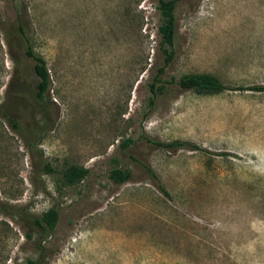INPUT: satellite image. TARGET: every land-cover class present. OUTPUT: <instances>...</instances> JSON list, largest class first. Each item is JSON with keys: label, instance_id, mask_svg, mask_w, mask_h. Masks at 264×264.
Segmentation results:
<instances>
[{"label": "rangeland", "instance_id": "374dc122", "mask_svg": "<svg viewBox=\"0 0 264 264\" xmlns=\"http://www.w3.org/2000/svg\"><path fill=\"white\" fill-rule=\"evenodd\" d=\"M160 0H0V106L47 131L30 151L0 112V202L60 213L54 235L0 215V264H264V92L199 95L177 86L151 104L164 66ZM18 8V11L15 10ZM17 12L48 63L47 113L35 99ZM177 57L165 77L264 86V0H180ZM191 142L169 151L141 136ZM132 139L126 151L121 146ZM131 157L147 163L170 196ZM47 162L54 168L46 173ZM71 166L89 170L75 185ZM132 177L116 184L111 172ZM43 242L46 252L41 249Z\"/></svg>", "mask_w": 264, "mask_h": 264}, {"label": "trees", "instance_id": "16d2710c", "mask_svg": "<svg viewBox=\"0 0 264 264\" xmlns=\"http://www.w3.org/2000/svg\"><path fill=\"white\" fill-rule=\"evenodd\" d=\"M180 0H160L159 11L163 18V23L159 28V32L162 37V52L164 57V66L159 68L156 75L153 77V82L150 85V91L152 94L151 104L154 105L156 99L160 93L166 89H170L173 86H177L182 90L193 91L199 95H217L231 90L240 91H256L264 92V86H248V87H237L232 88L218 80L211 75H186L179 80L174 78L168 79L165 77V71L168 66H170L177 57L176 42L178 35L177 28V3ZM18 11V8H15ZM18 21V28H5V39L7 44L12 49L17 41L24 40L26 45L25 54L26 56L34 62V70L37 76L36 94L35 99L37 102L41 103L43 106V112H48V104L46 102V97L50 91L52 85V78L50 70L48 68V63L45 58L34 50L31 44V40L28 37L27 31L22 25L21 15L19 12L16 14ZM2 19H0L1 23ZM23 42V41H22ZM0 112L5 117L12 127L21 135L24 139L27 147L30 151L34 149L39 144L41 136L48 129V124L45 126H34L32 124L22 125L16 118L11 117L6 108L0 106ZM141 140L145 141L147 144L156 146L158 148H163L169 151L178 150L181 148H192L197 151H203L199 146L192 144L191 142L184 141H172V142H162L149 137L148 135L141 136ZM134 140H126L121 148L123 151L128 150L133 144ZM131 159L141 165L155 180L159 190L166 195L170 196L169 192L162 184L158 176L153 172L151 167L137 158L131 157ZM39 167L46 173H53L54 168L50 163L41 162ZM89 170L81 168L78 166H71L63 173V180L69 185H75L79 182L85 180L89 176ZM132 175L130 172L124 171L122 169H115L111 172V178L116 184L122 185L131 179ZM0 215L21 218L27 227L30 229L29 237H32V232L40 231L44 235H54L56 233L59 221L60 213L56 209H50L42 216H35L33 214L27 213L22 208L5 205L0 202ZM40 247L43 252H46L43 242L40 243ZM27 264H40V261L29 260Z\"/></svg>", "mask_w": 264, "mask_h": 264}]
</instances>
